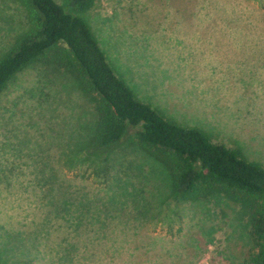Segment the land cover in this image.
I'll list each match as a JSON object with an SVG mask.
<instances>
[{
  "label": "rangeland",
  "instance_id": "obj_1",
  "mask_svg": "<svg viewBox=\"0 0 264 264\" xmlns=\"http://www.w3.org/2000/svg\"><path fill=\"white\" fill-rule=\"evenodd\" d=\"M76 14L138 98L264 165V0H96ZM27 28L25 5L0 0V57ZM75 82L34 64L0 94V264H243L248 218L225 196L174 198L128 136L108 156L74 155L96 120ZM84 192L106 225L78 239Z\"/></svg>",
  "mask_w": 264,
  "mask_h": 264
},
{
  "label": "trees",
  "instance_id": "obj_2",
  "mask_svg": "<svg viewBox=\"0 0 264 264\" xmlns=\"http://www.w3.org/2000/svg\"><path fill=\"white\" fill-rule=\"evenodd\" d=\"M20 1L26 7L28 28L0 57V94L34 64L70 74L95 102L96 111L91 132L81 135L82 144L75 143V156L84 160L108 156L128 136L170 173L174 198L195 203L223 195L233 207L242 208L251 238L243 264H264V165L246 159L236 148L211 141L199 127L166 118L138 98L116 73L91 25L76 14L88 11L96 0H70L74 12L57 0ZM59 198L66 209L71 201ZM80 199L84 202L80 212L69 219L75 235L80 239L90 223L87 230L98 237L106 225L103 207L94 206L85 192ZM94 224L99 226L95 229ZM77 242L68 244L79 246Z\"/></svg>",
  "mask_w": 264,
  "mask_h": 264
}]
</instances>
